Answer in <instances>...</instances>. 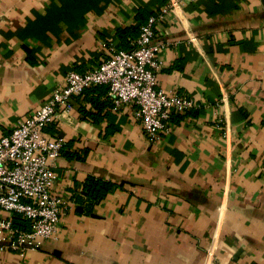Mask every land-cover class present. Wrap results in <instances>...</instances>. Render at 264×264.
I'll list each match as a JSON object with an SVG mask.
<instances>
[{
	"label": "crops",
	"instance_id": "0c3cea01",
	"mask_svg": "<svg viewBox=\"0 0 264 264\" xmlns=\"http://www.w3.org/2000/svg\"><path fill=\"white\" fill-rule=\"evenodd\" d=\"M167 4L0 0V138ZM158 31V87L195 107L151 140L105 87L74 97L45 130L64 140L51 163L67 203L57 232L0 264H264V0L190 1ZM89 179L110 186L95 203Z\"/></svg>",
	"mask_w": 264,
	"mask_h": 264
},
{
	"label": "built area",
	"instance_id": "2783aa9c",
	"mask_svg": "<svg viewBox=\"0 0 264 264\" xmlns=\"http://www.w3.org/2000/svg\"><path fill=\"white\" fill-rule=\"evenodd\" d=\"M190 1L195 0H168L165 8L141 27L130 50L111 46L97 68L68 72L65 84L54 90L48 103L0 138V211L6 215L0 217V252L23 257L38 250L57 232L67 203L51 190V163L59 157L64 140L45 130L60 112L73 109L74 97L106 86L114 108L133 107L151 140L170 131L176 114L195 107L193 100L161 90L156 75L161 66L160 55L169 45L158 26L167 15L179 13ZM15 217L20 218L21 226L15 225Z\"/></svg>",
	"mask_w": 264,
	"mask_h": 264
},
{
	"label": "trees",
	"instance_id": "16d2710c",
	"mask_svg": "<svg viewBox=\"0 0 264 264\" xmlns=\"http://www.w3.org/2000/svg\"><path fill=\"white\" fill-rule=\"evenodd\" d=\"M153 14L155 13H151L148 18L142 22L141 24H139L136 28H133V29H129V30H124V31H120L119 32V36L120 38L122 39V42H125V38L126 36H131L133 37L132 39H135L134 42L136 41V39L138 38L139 36V33H140V29L141 27L147 23L148 19L150 18V16H152ZM133 42V43H134ZM132 43V44H133ZM130 46V44L128 43V46L127 44H123L122 45V48L120 47H116L118 50H130L132 48V45ZM125 45V46H124ZM127 46V48H125ZM99 87H105V90H104V94L105 95H108V88L106 86H99ZM99 87H94V88H91L89 90H93V89H96V88H99ZM89 90H86L82 95L86 94ZM81 95V96H82ZM112 99V98H111ZM109 188L110 186L106 183H103V182H100V181H96L94 179H89L86 186H85V192L87 193V196L88 198H90V201L92 203H95V202H98L99 200H101L102 198L105 197V195L107 194V192L109 191ZM14 223L15 225L17 226H21V222H20V218L19 217H15L14 218Z\"/></svg>",
	"mask_w": 264,
	"mask_h": 264
}]
</instances>
